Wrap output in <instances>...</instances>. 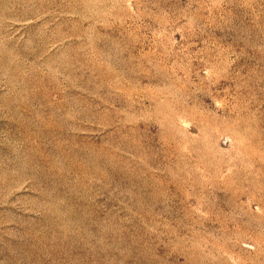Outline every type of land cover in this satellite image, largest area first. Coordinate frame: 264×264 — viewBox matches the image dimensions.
<instances>
[{
    "label": "rangeland",
    "instance_id": "1",
    "mask_svg": "<svg viewBox=\"0 0 264 264\" xmlns=\"http://www.w3.org/2000/svg\"><path fill=\"white\" fill-rule=\"evenodd\" d=\"M0 264H264V0H0Z\"/></svg>",
    "mask_w": 264,
    "mask_h": 264
}]
</instances>
